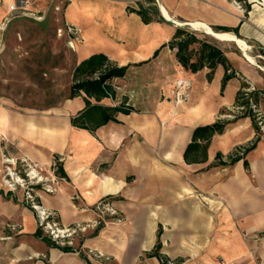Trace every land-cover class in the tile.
<instances>
[{
	"label": "crops",
	"instance_id": "1",
	"mask_svg": "<svg viewBox=\"0 0 264 264\" xmlns=\"http://www.w3.org/2000/svg\"><path fill=\"white\" fill-rule=\"evenodd\" d=\"M16 1L0 0V32ZM158 1L173 19L237 29L228 33L248 49L251 12L260 8L264 20V4L256 0L243 1L250 7L246 15L226 0ZM129 9L147 8L139 0H70L65 10L66 20L80 29L83 39L77 45V65L102 54L111 66L128 67L122 78L110 82L122 91L99 102L89 99L91 106H122L130 109L128 114L117 112L115 120L100 125L91 110L79 118L87 109L83 93L52 113L12 112L0 104V143L7 153L44 169L54 161L62 166L66 177L54 193L36 191L39 203L55 212L61 225L97 220L93 206L104 198L111 200L120 221L106 218L79 232L74 247L64 246L71 249L65 252L46 243L42 232L35 236L38 228L29 208L14 199L3 203L0 196V213L23 225L3 264H161L162 258L174 264H264V133L255 130L250 117L233 120L243 114L236 95L244 81L264 93V71L237 45L238 50L230 49L233 42L228 41L219 48L234 76L222 89V65L211 80L207 67L196 73L184 70L175 50L160 49L175 31L171 37H144L145 26L159 23L144 24ZM179 80L185 85L181 102L174 97ZM257 105L264 117V98ZM221 119L232 122L212 137L206 161L187 164L183 153L193 131ZM82 123L87 129L79 127ZM255 141L243 159L229 162L237 149ZM218 153L226 164L219 163ZM38 253L45 259H34Z\"/></svg>",
	"mask_w": 264,
	"mask_h": 264
},
{
	"label": "rangeland",
	"instance_id": "2",
	"mask_svg": "<svg viewBox=\"0 0 264 264\" xmlns=\"http://www.w3.org/2000/svg\"><path fill=\"white\" fill-rule=\"evenodd\" d=\"M139 1L148 9V15L154 21L157 19L155 10L161 17L158 7L155 6L157 0ZM193 1L215 4L217 0ZM226 1L235 4L246 15L244 0ZM256 1L263 4L261 0ZM69 3L70 0H17L15 2V6L21 7L22 10L13 11L12 18L5 23L3 31L0 32V104L4 108L24 114L52 113L69 100L73 72L78 61L77 45L81 44L83 40L80 29L66 20L65 10ZM257 5L256 7L262 8L259 4ZM251 16L253 22H251V49L249 48L247 53L251 54L250 56L261 71H264L262 70L264 68L263 10L257 8L255 13L251 12ZM157 23L159 25L144 27V37H149L148 35L151 33L157 34L158 37H171L175 29L180 27L217 47H223L229 43L217 41L204 32L196 31L189 26H177L164 20ZM68 26L75 27L78 31V40L73 42V46L69 44V37L73 36L68 34ZM229 45L230 49L238 50L235 48L234 42ZM193 47L199 48L198 45ZM254 68L256 67L254 66ZM113 93L116 94L114 91ZM257 122L255 123L257 124ZM257 127L260 128L258 124ZM0 146V196L4 199L3 203L11 202L14 199L16 204L29 208L35 214L36 227L38 228L36 212L26 202L23 188L17 184L14 190H10L5 184V180L8 178L6 176L9 172L8 168L15 174L24 173L20 161L7 153L8 149L4 148L3 140ZM6 159L13 160L16 164L5 162ZM40 168L42 169L41 175L50 178L51 169ZM41 187L40 184L34 187L36 200H38L36 191L37 189L42 190ZM22 229L21 222L18 223L0 213L1 264L8 260V254L17 246ZM36 257L38 258L34 259H45V256L39 253ZM168 261L174 264L173 261L164 259V262Z\"/></svg>",
	"mask_w": 264,
	"mask_h": 264
},
{
	"label": "trees",
	"instance_id": "3",
	"mask_svg": "<svg viewBox=\"0 0 264 264\" xmlns=\"http://www.w3.org/2000/svg\"><path fill=\"white\" fill-rule=\"evenodd\" d=\"M249 5H246V11L249 10ZM130 12H135L141 17V20L144 24H148L153 21L152 18L148 15L147 9H139L138 11H133L129 9ZM155 14L158 16V11L155 10ZM157 22H162V17L158 16L156 19ZM215 31L229 32L233 31L237 33V29H229L227 27H212ZM198 45L199 48L195 49L193 46ZM168 47L170 50H175V57L181 67L192 73H196L199 70L207 67L210 72L207 74L208 80H211L214 69L217 65H222L225 74L222 79V89L224 88L226 82L234 76V73L230 71V65L226 59L223 51L207 42L199 39L193 33L186 31L180 27L175 29V32L171 40L167 44H163L161 48ZM159 49V50H160ZM159 50L154 53V56H157ZM127 66L116 67L111 66L108 62L107 57L102 54H94L89 58L81 61L74 69L73 72V82L70 88V97L72 99L81 93L85 95V104L86 110L83 111L80 117H84L88 112L95 114L97 116L96 124H105L110 120H115L113 115L117 112L128 114L130 109L122 106L114 108H103L99 106H91L89 99H94L99 102L103 98L114 97L112 87L110 85L111 80L115 78H122L125 75ZM250 87V84L247 81H244L241 90L238 91L236 95V104L243 110V114L240 116H235L233 120H237L242 117H250L253 127L255 130L260 132L259 127L255 123V116L251 113L249 99L253 100L256 104L262 98H264V93L254 89L251 92H244V89ZM230 120H217L216 122L197 127L192 134V139L187 145L184 153L183 159L187 164H196L203 163L207 159V149L211 142L212 137L215 134L223 133L225 127L231 123ZM73 125L78 126L77 119H73ZM81 128L87 129V126L83 123L80 124ZM256 141L247 147L237 149L232 157H230L229 162L232 164L243 159L246 154L255 148ZM216 158L219 160V163L224 165L226 164L221 160V154L218 153ZM245 167L248 166L247 161H244ZM56 174L62 178L66 177V174L63 171L62 166L57 161V170ZM36 237H41V232L37 229L35 233ZM46 243L52 244L54 247H57L49 239H43ZM160 247V243H157L155 246V252L152 254L158 256L157 251ZM65 252H70L71 249L68 247H57Z\"/></svg>",
	"mask_w": 264,
	"mask_h": 264
},
{
	"label": "built area",
	"instance_id": "4",
	"mask_svg": "<svg viewBox=\"0 0 264 264\" xmlns=\"http://www.w3.org/2000/svg\"><path fill=\"white\" fill-rule=\"evenodd\" d=\"M25 5V3H23ZM21 7L12 5L10 10L18 11L22 10ZM68 34L73 36L69 37V44L73 46V42L78 40V31L75 27H67ZM59 30V34H60ZM112 90L118 94L122 91L121 87L118 85H111ZM185 85L179 80L175 87L174 97L175 100L181 102L185 97L184 91ZM254 89H244V92L248 93ZM251 112L254 114L257 124L260 126V133H264V117L258 107V105L251 99H249ZM242 110V108H240ZM10 160V159H9ZM12 165L16 164L13 160L10 161ZM59 162V161H58ZM20 164L24 173L15 174L14 172L7 173L5 184L9 187L10 190H14L16 185L22 187L24 190L25 200L30 205V207L36 212L38 220V229L47 237L51 242L58 246H72L73 239L78 235L79 232H84L87 228H96L106 218L118 219V213L116 209L112 206L111 200L108 198L101 199L95 203L93 210L97 213L98 219L89 223L85 226H63L59 223L58 218L55 212L42 206L34 195V187L42 186V190L46 193H54L56 188L61 181V177L56 174L57 170V161L51 166L50 178L44 177L42 174V169L35 163L27 162L26 160H20ZM35 180V181H34ZM92 252V251H90ZM165 258H162L161 264H171L169 261L164 262Z\"/></svg>",
	"mask_w": 264,
	"mask_h": 264
},
{
	"label": "bare ground",
	"instance_id": "5",
	"mask_svg": "<svg viewBox=\"0 0 264 264\" xmlns=\"http://www.w3.org/2000/svg\"><path fill=\"white\" fill-rule=\"evenodd\" d=\"M261 1L264 4V0H261ZM159 8L161 10V13L166 17V19L173 20L174 24H176L177 26L187 25L196 31L204 32L205 34L209 35L210 37H212L215 40L220 41V42H228V41L234 42L244 52V55L248 59V61L251 62L253 65H256L253 58L249 57L246 54V50L248 49L247 43L244 42L243 40L235 37L233 34L228 33V32L215 31L207 23L199 21V20L188 21V22L175 20L169 15L167 9L164 7V5L162 3H159ZM262 70H264V68ZM0 119L3 120L4 118L0 117ZM10 161L11 160H9V159L5 160V162H10Z\"/></svg>",
	"mask_w": 264,
	"mask_h": 264
},
{
	"label": "water",
	"instance_id": "6",
	"mask_svg": "<svg viewBox=\"0 0 264 264\" xmlns=\"http://www.w3.org/2000/svg\"><path fill=\"white\" fill-rule=\"evenodd\" d=\"M157 4H158V8H159V1H158V0H157ZM159 11H160V14H161L162 18H163L166 22L174 23L173 20H171V19H166V17L161 13L160 8H159ZM184 26H187V25H184Z\"/></svg>",
	"mask_w": 264,
	"mask_h": 264
}]
</instances>
